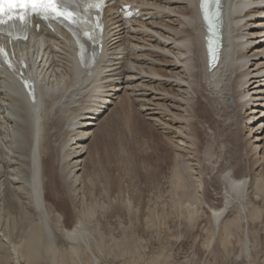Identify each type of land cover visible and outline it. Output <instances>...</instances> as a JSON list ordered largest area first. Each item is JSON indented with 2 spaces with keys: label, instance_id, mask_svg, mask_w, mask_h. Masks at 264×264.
Segmentation results:
<instances>
[{
  "label": "bare ground",
  "instance_id": "obj_1",
  "mask_svg": "<svg viewBox=\"0 0 264 264\" xmlns=\"http://www.w3.org/2000/svg\"><path fill=\"white\" fill-rule=\"evenodd\" d=\"M223 1L226 3L223 22L226 46L224 58L219 64L221 69L213 72L208 69L201 0H140L134 8L133 19L119 13L123 3H115L107 13L103 55L87 71L74 61L67 40L44 31L45 36L36 38L32 43L36 50L35 62L42 56L37 68L39 94L35 104H30L17 83L0 70V160L5 164L4 174L8 178L9 194L6 199L13 209L17 207L23 212L22 219L31 216L32 225L28 233H44L45 249L43 247L42 251L50 254L53 264H100V256L94 250L97 240L90 236L92 232L88 223L97 210H85L79 206L78 185L90 182L95 171L86 163L92 155L91 147H86L85 142L94 133L93 128L99 125L101 118L98 117L103 109L109 108L110 97L122 88L126 90L124 103L131 104L137 113H142L150 105L155 107V111L150 109L153 110L151 116L155 117L160 114L157 110H164L160 108L164 107L163 112L172 114L174 123H185L186 129L181 127L178 131L180 143L177 145L189 150L192 155L197 153V156L207 145L202 123L216 129L229 116H234L236 120L232 123L242 125L247 119L258 118L264 110L261 107L253 117H238L239 113L244 115V108L246 112L251 110V114L256 112L259 107L254 106L259 104L258 101H264V83L261 81L264 77V40L259 43L260 36L256 37L264 33V0ZM137 8L142 9L140 14ZM141 14L142 17L149 16L147 22L142 17L136 19ZM144 36H149V40ZM135 51L141 54L136 56ZM154 91L165 93L167 96L164 99L169 101H158L156 97L160 93ZM263 126L264 119H261L257 129H249L250 134L264 133ZM246 127L249 128L247 124ZM67 131L72 138L59 144L57 138ZM262 135L254 134L251 138L255 141H250L253 144L251 151L255 156L259 155L260 162L264 161ZM95 136V140L100 139L102 133ZM204 153L209 154V151ZM232 165L227 167V171L226 167H220L219 176L214 175L212 170L205 181L208 186L218 179L224 184L219 189L214 185L215 196L220 197L223 204L221 207L217 206V201L213 202L215 196L211 197L208 190L197 196L193 194L198 201L210 206L214 234L221 232L228 236L232 224L237 223L234 221L254 220L262 213L259 209L255 212L250 210V187L247 188L245 177H238L235 163ZM245 165L244 169L248 167ZM175 177L177 180L185 179L179 170ZM199 182L198 187L202 188L204 183L202 186ZM240 187L243 188L241 192L237 190ZM234 206L239 209V214L231 218ZM196 215L198 212L189 204L185 220L196 224L201 221L200 215ZM0 226L3 225L0 223ZM4 231L0 235L8 236V232L5 234ZM55 232H62L61 237L72 241L73 245L61 249ZM9 238L4 241L8 243ZM229 239L224 241L229 242ZM41 240L34 235L25 255L17 252V244L9 242L18 258L17 263L33 264L40 260L42 256L38 248L44 244ZM71 257L77 258L78 262H71Z\"/></svg>",
  "mask_w": 264,
  "mask_h": 264
},
{
  "label": "rangeland",
  "instance_id": "obj_2",
  "mask_svg": "<svg viewBox=\"0 0 264 264\" xmlns=\"http://www.w3.org/2000/svg\"><path fill=\"white\" fill-rule=\"evenodd\" d=\"M148 19L149 16L142 17L145 22ZM259 36V43H261L264 40V33L256 37ZM144 37L149 40V36ZM134 54L138 56L141 53L135 51ZM217 69H221V66L219 65ZM261 81L264 83V77ZM119 86L122 87V85ZM125 91L122 88L120 92L112 96L113 98L110 97V104L107 103L109 108L103 109V113L98 117V119L101 118L98 121L99 125L93 128L94 133L85 142L86 147H91L92 155L87 158L86 163L95 171L90 177V182L86 180L84 185H82L83 182L78 185L79 206L85 210L92 208L97 210V214L95 213L88 223L92 232L90 236L97 240L94 250L96 249L100 256V264H264V161L260 162L259 155L255 156L251 151L253 146L251 142L254 140L251 137L254 134L264 136V133L252 131L253 133L250 134V128L257 129L258 123L264 119V110L258 118L247 119L244 124L241 123L242 125L232 123L236 120L234 116H229V119L216 129H210L208 124L202 123L203 136H206L204 138L207 145L198 156L197 153H193L195 155L193 158L189 150H184L177 145L180 143L178 131L181 127L186 129L185 123H174L171 120L173 115L163 112L164 107H160L164 110H157L160 114L155 117L151 116L155 107L150 105L148 109L142 110V113H137L131 104L124 103ZM154 92L160 93L156 97L158 101H169L164 99V96H167L165 93ZM250 96L252 97V94ZM258 103L254 106V108L259 107L256 108V112L251 114V110L246 112L247 109L244 108V115L239 113L238 117L242 119L249 115L253 117L261 107L264 109V101H258ZM68 132L62 133L59 136L60 139L57 138L59 144L72 138V134ZM97 133H102V137L95 140ZM1 143L0 139V145ZM209 144L211 147H207ZM261 144L264 154V139ZM204 151H209V154H205ZM234 163V169L238 170V177H245V184L247 188L250 187L248 191L250 210L255 212L259 209L262 213L254 220L234 221L237 223L232 224L231 234L228 236L222 234L220 232L222 230L214 234V222L210 220V206L204 201H198L199 199L194 195L197 196L208 190L211 197L215 196L214 185L216 184L219 189L224 187V184L218 179L212 182L214 183L212 186L205 185V181L210 177L208 173L214 170V175L219 176L222 171L220 167L227 168ZM244 165L248 167L244 169ZM4 168L5 164L0 160V223L3 225L0 227H3L2 231L6 230L5 234L8 232L11 244L12 242L17 244V252L20 255L27 253L34 235L38 239L40 237L44 244L38 249L40 256L45 258L40 257V260H36L39 263L35 261L33 264H53L50 254L47 251L45 253V250L42 251L43 247L45 249L44 233L43 235L28 233L32 225L30 224L31 216H26L24 220L23 212L9 205L6 199L9 194L8 178L4 174ZM178 170L185 179H176ZM198 180L202 182V186L204 183L202 188L198 187L200 183ZM242 189V187L237 188L239 192ZM214 199L213 202L217 201L218 207L223 205L220 197L215 196ZM189 200L190 202H187ZM189 204L201 216H199L201 221L196 224L184 218ZM236 207L234 206L230 213L231 218L239 214V209ZM11 214L16 217H12ZM17 221L22 229L17 225ZM22 230L26 234H22ZM55 233L61 249H68L73 245L72 241L61 237L62 232ZM5 237L0 235V264H19L18 258L16 259L13 253V244L4 241ZM227 239L229 242L224 241ZM71 258V262H78L77 258ZM82 260L86 261L83 257Z\"/></svg>",
  "mask_w": 264,
  "mask_h": 264
},
{
  "label": "snow or ice",
  "instance_id": "obj_3",
  "mask_svg": "<svg viewBox=\"0 0 264 264\" xmlns=\"http://www.w3.org/2000/svg\"><path fill=\"white\" fill-rule=\"evenodd\" d=\"M103 3L104 0H0V30L7 24L15 25L17 21L26 27L32 16H40L44 20L59 19L61 23H66L69 27L76 26L84 36L93 39L90 31H84L85 28H90V25L81 11V5L85 9L96 8L99 10ZM207 4L208 0H201L200 7L205 10L204 18L209 22V31H211ZM96 27H100L99 23L96 24ZM8 35H12L11 31L8 32ZM73 35L77 36L79 40L78 32L73 31ZM209 52L211 55V42L209 43ZM0 58L9 67H14V62L8 59V54L3 47H0ZM24 83L26 87H30L27 81Z\"/></svg>",
  "mask_w": 264,
  "mask_h": 264
}]
</instances>
